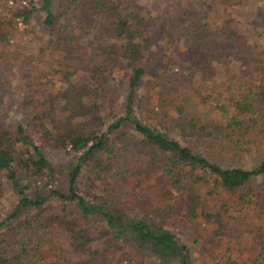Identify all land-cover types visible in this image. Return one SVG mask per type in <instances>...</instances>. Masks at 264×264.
Masks as SVG:
<instances>
[{
  "label": "trees",
  "instance_id": "16d2710c",
  "mask_svg": "<svg viewBox=\"0 0 264 264\" xmlns=\"http://www.w3.org/2000/svg\"><path fill=\"white\" fill-rule=\"evenodd\" d=\"M41 1L7 9L0 21V44H12L19 23L32 28L42 13L53 60L50 89L21 98L25 123L0 121V264H123L130 239L154 264H193L170 229L177 206L188 221L214 226L217 238L249 207L264 216L262 52L257 77L232 76L239 87L231 97L215 94L219 119L206 122L193 112L186 77L161 86L157 127L138 111L156 44L144 7L132 0ZM226 17L219 28L197 22L182 34L179 53L191 77L198 64L207 77L216 74L212 62L240 41L241 23ZM117 72L123 76L116 82ZM47 149L73 155L62 189L51 187ZM152 177L166 181L162 205L150 206L151 215L122 209L132 196L146 199ZM260 247L252 264H264V240ZM135 263L152 264L144 256Z\"/></svg>",
  "mask_w": 264,
  "mask_h": 264
},
{
  "label": "rangeland",
  "instance_id": "374dc122",
  "mask_svg": "<svg viewBox=\"0 0 264 264\" xmlns=\"http://www.w3.org/2000/svg\"><path fill=\"white\" fill-rule=\"evenodd\" d=\"M31 1L37 5L42 2L41 0H0V21L7 15V9L26 6ZM132 1L144 7V11L149 16L148 26L156 40L152 54L149 56L151 65L148 67V77L138 89L140 102L138 111L142 119L159 127L160 119L157 118L156 113L160 110L158 100L161 86L170 81L175 86H179L178 79L181 76L186 77L184 83L189 88H193L192 93L197 104L196 108L193 107V112L207 118L206 122L221 118L222 113L215 109L217 103L216 101L214 103L215 94H222L221 99L226 100L239 87L231 82L233 77L243 79L247 75L257 77L260 73L255 67L258 53L262 52L260 59L264 64V0ZM226 16L238 19L241 23L240 41L227 46L223 61L212 62L216 74L207 77L206 70L199 71L201 65L198 64L191 77L188 71L190 65L179 53L180 48L182 50L185 46V38L182 34L184 36L188 28L197 22L219 28L221 23L226 22ZM42 19L43 14H37L36 24L32 28H27L20 22L12 44H0V121L13 128L26 121L27 113L22 107V96L25 94L40 96L50 89L48 80L52 77L53 60L50 57V50L44 46L47 36L40 25ZM122 76L123 72H117L116 82ZM53 81L56 82V77ZM125 99L126 93L121 95L118 115L122 114V100ZM169 112L176 116L174 111ZM259 143L264 144L262 141ZM45 153L53 170L51 187L64 188L73 155L49 149ZM149 183L152 187L145 194V200L150 201L148 207H145V200L140 199L136 202L139 199L132 196L122 209L135 215H139L143 209L145 214L151 215L150 206L152 209L153 207L157 209L162 205L167 194L165 179L152 177ZM140 193L143 194L144 191ZM140 193L137 191V194ZM231 198L232 196L228 195L225 197L229 201ZM230 204L232 205V202ZM6 211L7 204L4 213ZM175 211L170 229L177 240L188 247L193 264H252L251 260L260 253V241L264 240V216L258 217L253 207L245 210L243 215H240V222L236 226H230L228 232L221 238L215 236L214 226L205 224L202 220L188 221L181 206H177ZM100 247L102 248L101 243L96 246V248ZM143 256L152 264L158 263L148 251L138 249L134 245V240H128L127 258L123 264H136L135 262ZM165 264L178 263L170 260Z\"/></svg>",
  "mask_w": 264,
  "mask_h": 264
}]
</instances>
